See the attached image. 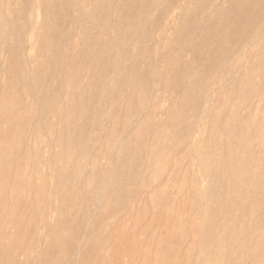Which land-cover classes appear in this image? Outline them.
<instances>
[{
	"label": "bare ground",
	"instance_id": "obj_1",
	"mask_svg": "<svg viewBox=\"0 0 264 264\" xmlns=\"http://www.w3.org/2000/svg\"><path fill=\"white\" fill-rule=\"evenodd\" d=\"M143 1L0 0V264H264V0H183L166 37L174 0ZM86 4L90 11L83 13ZM87 25L96 27L93 37ZM74 32L78 38L71 42ZM156 42L170 46L156 78L159 90L182 91L154 132L143 120L126 134L115 112L123 95H132L139 60H149ZM71 44L97 52L85 80L80 63L73 75L61 69ZM187 47L194 60L176 85L168 83V66ZM27 49L35 52L31 66ZM132 103L123 106L127 115L136 111L131 106L137 109ZM34 115V140L18 159L19 137L9 131ZM42 131L48 134L46 161ZM181 132L180 159L196 167L182 197L186 182L168 189L159 163ZM103 159L110 164L99 166L100 190L93 170ZM30 163L37 172L45 166L41 182L27 176ZM47 175L55 179L49 194ZM26 186L33 199L23 198ZM53 198L59 203L49 223L45 207ZM183 198L186 207L176 208ZM127 205L141 215L154 211L145 230L136 233L118 218ZM187 236L182 260L177 245Z\"/></svg>",
	"mask_w": 264,
	"mask_h": 264
},
{
	"label": "rangeland",
	"instance_id": "obj_2",
	"mask_svg": "<svg viewBox=\"0 0 264 264\" xmlns=\"http://www.w3.org/2000/svg\"><path fill=\"white\" fill-rule=\"evenodd\" d=\"M133 1H135L136 4H139L140 6L145 5L143 0H133ZM218 1L221 2V0H218ZM87 2H89V0H87ZM183 5H184L183 0H174L173 1V4L171 6L172 10L169 12V14L167 16V20L164 21V22H166V25H167L165 37L171 32L172 23L174 20L177 19V16L180 13V10L183 7ZM90 7H91L90 5L86 4L85 6H83V8L81 10L83 11V13H87L90 11ZM14 8H16V12H17L18 5L17 4L14 5ZM158 8H159V6H155V8L148 10V14L151 18H153L158 13ZM210 15H211V17L214 15L213 9L210 10ZM188 18H189L188 19L189 22H193L194 20H196L195 12H190ZM39 23H40V17H39V15H37L36 27L39 26ZM79 27H80V23L77 24L76 29H78ZM86 31L90 34L91 37H93L96 34V27L94 25H87ZM77 38H78V36L74 32L72 37H70V41L73 42ZM69 45H70V43H69ZM167 47H170V46L167 44ZM167 47H166V45H164L161 42H158V43L156 42L154 44H151L150 48L148 50L149 51L148 54L150 55L149 60H143V59L139 60L138 73H140V75L137 78L133 79V83L131 86L132 95L129 96L127 94H124L123 95L124 101L122 102L124 104H122V106L120 108H118L115 112L117 114V116L119 117L118 121L116 120V122H117L119 127L126 126L125 127V129H126L125 133L126 134L133 127L137 126L143 120H146V124L148 122V129H150L154 132V130H156L158 127H160L161 124L165 121L164 120L165 119V116H164L165 115L164 114L165 109L170 106V103L172 102V97L177 99V97L180 95V93L182 91V89L180 87L179 88L177 87L176 89H174V91L173 90H172V92L167 91V93L164 94L162 91L159 90V86L156 83V81H157L156 78L158 77V74H160L164 70L162 68H163L164 64L166 63L165 55H166ZM93 48L88 49V51H87V48L85 46L83 47L80 44H76V45L71 44V46H69V48H67V51H66L68 64L67 65L62 64V67H61L62 71H65L66 73H68V75H73L76 71H78L77 64L80 63L81 64L80 74H81L83 80L87 79L88 78L87 77L88 65L86 68V64H89L91 61H93V58L97 53L96 50ZM24 55H25L26 62L29 64V66H31L32 62L34 61L35 52L31 49H27V51L25 52ZM134 56H135V54L130 53V57H134ZM192 56L193 55H192L191 48L190 47L184 48L181 51L180 58H178V60H174L172 62V64L170 66H168L169 70L167 71V73L165 75V77H166L165 81L167 80L168 83L175 84L179 80L178 75H181V73L184 71L183 70L184 65L188 64V63H192V61L194 60V58ZM87 61H88V63H87ZM145 61H149V62L146 63ZM129 62L130 61L128 59L127 61L124 62V65L125 66L128 65ZM234 70H235V72L237 71L236 69H234ZM3 78H4V76L0 71V81L2 83H3ZM84 84H85V82L82 81L81 85H84ZM73 90H72V92H73ZM23 99H24V102H25V100L27 102H29L31 99L30 94L26 93ZM126 99H128L127 102H126ZM129 103H132L133 105H135L137 109H135L134 107L131 106L130 110H136V111L131 112L130 115H127L126 110H128V109H125V107H123V106H125L126 104L129 105ZM28 106H29V104H28ZM199 111H200V113H202L201 109ZM59 116L61 118L60 123L62 125L66 124L67 112H64L63 107H61L59 109ZM23 119H21V121H20V126H15L13 123L12 132L9 131V135L16 133V135L19 137V141L21 144V150L20 151H22V153L20 152L19 155H17L18 159L21 158L22 154L27 152L28 144L34 140L35 135H34V131H33V126L35 125V123L38 122L37 115H34L32 117L30 116V118H28V119H26V118H23ZM196 124L199 125V122H196ZM196 124H195L194 132H192V133L193 134L195 133L194 136H196L198 138V137H200V135L198 134L197 131H195V130H197ZM165 129L168 132L170 130V126H168V124H167ZM40 136H41V146H40L41 159L43 161H46L48 154L44 148V144L47 142L48 134L45 131H42ZM184 137H186V133L181 132L180 135L178 136V138L175 139V141L172 144H168L164 148L163 155L159 159V163L164 165V168L162 169V174H161L162 178L161 179L166 183L168 189L171 190V186L173 185V183L175 181L186 182V188L183 191V194L181 195V197L183 195H187L185 193H186V190L188 188L187 186L190 185V173H193L196 171V167L193 166L192 163L191 164L189 163V165H187V163L183 159H180L182 154H183V149L179 148L177 143L180 139H182ZM17 144H19V142ZM105 156L107 158V155H105ZM16 160H17V157L15 158V161ZM19 162H22V159H20V161L18 160V163ZM102 163L100 162V164L97 165L93 170L94 181H95L93 186L97 185L100 190L103 189V186L105 184V177L99 171V166L100 165L106 166V165L110 164V162L103 159ZM30 165H32V166L28 167L26 169L27 176L30 175L33 177V179L36 182H41L45 178V174H44L45 166L41 163L40 170H39V172H37L36 170L33 171V163H30ZM119 165H120V163H117V162L114 163L115 167L119 168ZM3 171H4V169H3ZM5 171H9V168L7 167L5 169ZM183 175H184V178H182ZM126 178L127 177H124V180H126ZM46 180H47V190L46 191L49 194L52 192L53 186L55 184V179L53 178V176L49 177L47 175ZM127 180H128V178H127ZM132 187L133 186L131 185V183L127 184V188L133 189ZM76 193H77L79 199L83 197V196L81 197L80 192L77 191ZM21 194H22L23 198H32L33 199V197H34V193L29 192V187H27V186L25 187V189L21 190ZM145 197H146V194L142 193L137 197V199L141 201ZM58 203H59L58 198H53L51 200V203H49L48 206L45 207V218L44 219H46L49 223H52L53 221H55V215L53 214V206L57 205ZM184 203H185V198H183V201L181 200V203L176 204V208L177 207L178 208L186 207ZM31 213H32V210L27 211L26 214H27V216L28 215L31 216ZM138 213L139 212L136 211L135 209H133V211H131L130 207L127 205V206H124L123 208H121L120 210H118L117 215H118V218H124V220L127 224V226H126L127 229L134 226L135 232L139 233L140 231H143V230H145V228H147L148 223L150 221V218L155 213H154V211H149V212H146L142 215L138 214ZM140 218H142V220L140 222L139 221H138V223L133 222V221L139 220ZM33 219L35 222H39V219L36 216L35 217L33 216ZM154 224L155 223H152L151 227H154ZM188 235H189V233H188ZM188 241H190L189 236L185 237L184 240L182 242L180 241L179 245H177V250L180 253L182 260H185L187 258L186 253H185V243H187ZM155 246H156V243H154L151 247L155 248ZM142 252L143 251H140V253H139L140 256H141ZM139 255H138V258H139Z\"/></svg>",
	"mask_w": 264,
	"mask_h": 264
}]
</instances>
